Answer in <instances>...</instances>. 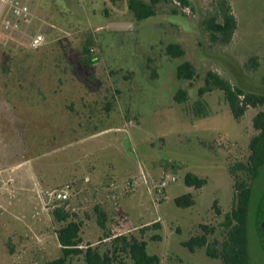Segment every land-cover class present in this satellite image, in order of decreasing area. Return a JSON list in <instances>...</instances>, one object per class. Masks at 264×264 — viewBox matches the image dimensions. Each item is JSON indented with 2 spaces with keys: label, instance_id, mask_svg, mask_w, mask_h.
I'll return each instance as SVG.
<instances>
[{
  "label": "rangeland",
  "instance_id": "1",
  "mask_svg": "<svg viewBox=\"0 0 264 264\" xmlns=\"http://www.w3.org/2000/svg\"><path fill=\"white\" fill-rule=\"evenodd\" d=\"M19 1L29 6V15L14 18L17 29L0 28V162L4 156L12 162L23 159L21 153L24 158L44 155L55 171H62L75 158L76 178L57 185L58 190L71 187L69 201L61 205L81 224L84 243L102 252L113 242L101 241L107 234L135 236L147 242L160 264H219L205 248L191 253L182 242L203 234L202 225L214 228L209 242L224 238L221 224L235 198L229 168L248 160L250 140L257 134L253 118L264 105L249 107L235 120L222 91L200 99L199 90L212 71L264 95V0H227L238 21L227 45L211 43L203 27L218 0H190L188 9L163 2L157 16L144 22L135 20L128 0ZM113 21L134 27L109 29ZM38 35L44 43L36 48ZM87 41L97 57L91 66L80 61ZM172 43L185 49L184 57L166 54ZM186 61L196 68L193 81L176 75ZM180 89L188 95L182 104L174 99ZM200 100L202 116L195 111ZM189 172L207 184L186 186ZM166 176L177 181L161 190ZM188 193L194 206L178 207L176 198ZM263 198L264 168L254 184L253 264H264L256 229ZM61 205H47L50 221ZM97 205L108 215L106 229L97 222ZM27 217L39 218L40 226ZM43 217L41 207L23 215L0 208V264H41L61 255L51 238L62 224H43ZM68 264H84L83 257H71Z\"/></svg>",
  "mask_w": 264,
  "mask_h": 264
},
{
  "label": "trees",
  "instance_id": "2",
  "mask_svg": "<svg viewBox=\"0 0 264 264\" xmlns=\"http://www.w3.org/2000/svg\"><path fill=\"white\" fill-rule=\"evenodd\" d=\"M117 2L119 0H112ZM121 1V0H120ZM163 2H171L188 9L191 7L190 0H128V10L133 14L137 22H144L155 18L158 14L159 5ZM178 14V10H172ZM203 27L209 36L211 43L216 45L229 44L235 35L238 21L233 13L232 6L227 0H218L214 13L203 20ZM92 42L84 43L80 61L84 66H91L97 61V57L91 53ZM166 54L172 58L185 56V49L177 43L169 44ZM176 75L180 80L193 81L197 77L195 66L186 61L176 69ZM264 84V76H263ZM219 90L224 93L225 100L235 120H240L246 110L264 105V95L251 93L233 85L228 79L209 71L205 76V84L199 90L200 99L206 93ZM188 95L185 90L180 89L174 96L177 103H185ZM109 106L107 110H109ZM196 115L204 114L203 102L200 100L195 107ZM253 127L257 131L249 143L250 156L246 162H240L229 168L234 179L235 198L230 213L225 215L222 227L225 236L222 240L209 242L208 236L214 232V228L202 225L203 234L193 236L182 242V246L194 253L198 249L205 248L208 258L219 261V264H253L251 254V221L255 212H252L254 198V184L262 175L264 168V110L259 111L253 118ZM185 185L195 189H201L207 184V180L198 177L191 172L184 177ZM180 208H191L195 200L192 194H184L175 200ZM61 205V204H60ZM94 212L97 222L102 229L107 228L108 215L101 206H95ZM219 212V211H218ZM51 216L54 223L62 224L57 230L61 255L51 261L41 264H68L71 257H83L84 264H160L157 255L148 252V244L135 236L106 235L101 241L112 239L111 249L102 252L93 244H85L81 237V224L72 220V215L66 210L65 205L55 208ZM158 228L159 225L155 224ZM144 232V230H142ZM155 240L159 236H154Z\"/></svg>",
  "mask_w": 264,
  "mask_h": 264
},
{
  "label": "crops",
  "instance_id": "3",
  "mask_svg": "<svg viewBox=\"0 0 264 264\" xmlns=\"http://www.w3.org/2000/svg\"><path fill=\"white\" fill-rule=\"evenodd\" d=\"M20 157L23 159L12 162L11 158L10 161L4 156L0 162V208L23 215L28 212L31 214V208L41 207L46 216L43 217V224L49 222L51 218L48 215L47 205L51 199L45 194L58 190L57 185L60 180L76 178V160L75 158L67 160L68 164L63 166L62 171L59 169L55 171L53 163H51L53 166L50 165L44 155L24 158V154L21 153ZM27 219L30 224L40 226L39 218L27 217ZM50 223L53 225L52 221ZM53 235L51 239L52 242L55 241L58 250L61 246L56 232ZM39 238H43L44 241L45 236L42 234Z\"/></svg>",
  "mask_w": 264,
  "mask_h": 264
},
{
  "label": "built area",
  "instance_id": "4",
  "mask_svg": "<svg viewBox=\"0 0 264 264\" xmlns=\"http://www.w3.org/2000/svg\"><path fill=\"white\" fill-rule=\"evenodd\" d=\"M29 6L21 4L19 0H0V28L2 31L10 32L17 29L19 22L14 18H21L23 20L29 15ZM15 20V21H14ZM44 43V37L38 35L33 39V46L38 48ZM1 175V174H0ZM177 179L172 176H166L159 184V189L164 190L169 184L176 182ZM70 185H66L60 190L47 192L45 196L51 201L59 204H65L70 199Z\"/></svg>",
  "mask_w": 264,
  "mask_h": 264
},
{
  "label": "water",
  "instance_id": "5",
  "mask_svg": "<svg viewBox=\"0 0 264 264\" xmlns=\"http://www.w3.org/2000/svg\"><path fill=\"white\" fill-rule=\"evenodd\" d=\"M134 27L133 22H122V21H113L108 23V28L116 31H127L132 30ZM264 200V198H263ZM257 221L259 222V227L257 226L258 236L260 238V246L264 252V201L262 206L258 209L257 212Z\"/></svg>",
  "mask_w": 264,
  "mask_h": 264
}]
</instances>
